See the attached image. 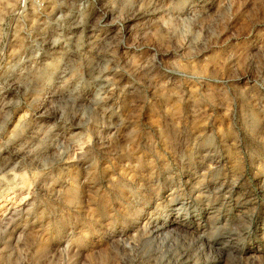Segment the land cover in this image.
Here are the masks:
<instances>
[{
    "label": "rangeland",
    "instance_id": "obj_1",
    "mask_svg": "<svg viewBox=\"0 0 264 264\" xmlns=\"http://www.w3.org/2000/svg\"><path fill=\"white\" fill-rule=\"evenodd\" d=\"M0 0V264H264V0Z\"/></svg>",
    "mask_w": 264,
    "mask_h": 264
},
{
    "label": "bare ground",
    "instance_id": "obj_2",
    "mask_svg": "<svg viewBox=\"0 0 264 264\" xmlns=\"http://www.w3.org/2000/svg\"><path fill=\"white\" fill-rule=\"evenodd\" d=\"M24 4H25V0H22V7H23V8H24V6H23Z\"/></svg>",
    "mask_w": 264,
    "mask_h": 264
}]
</instances>
